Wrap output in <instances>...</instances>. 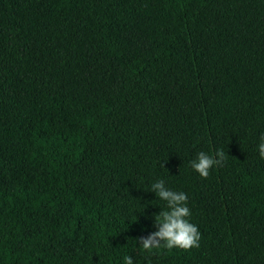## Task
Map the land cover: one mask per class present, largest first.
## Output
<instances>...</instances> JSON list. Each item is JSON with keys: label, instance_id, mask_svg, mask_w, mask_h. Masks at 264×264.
<instances>
[{"label": "trees", "instance_id": "trees-1", "mask_svg": "<svg viewBox=\"0 0 264 264\" xmlns=\"http://www.w3.org/2000/svg\"><path fill=\"white\" fill-rule=\"evenodd\" d=\"M80 230L264 264V0H0V264H88Z\"/></svg>", "mask_w": 264, "mask_h": 264}, {"label": "rangeland", "instance_id": "rangeland-1", "mask_svg": "<svg viewBox=\"0 0 264 264\" xmlns=\"http://www.w3.org/2000/svg\"><path fill=\"white\" fill-rule=\"evenodd\" d=\"M42 177H46V173L40 171ZM40 227L35 226L27 230V234L35 233L39 231ZM117 240L125 242L123 237L118 236ZM60 248L64 253L73 254L78 256L83 262L88 264H99V257L95 251L91 248V242L82 230H80L74 238H65L60 244ZM129 259L133 262H137L143 259L150 261L158 260V256L145 253L139 247L131 249L128 255Z\"/></svg>", "mask_w": 264, "mask_h": 264}]
</instances>
